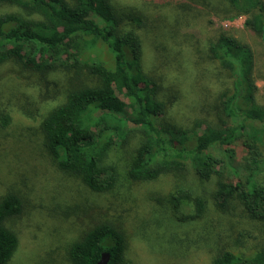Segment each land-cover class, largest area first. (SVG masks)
<instances>
[{"label":"trees","instance_id":"trees-1","mask_svg":"<svg viewBox=\"0 0 264 264\" xmlns=\"http://www.w3.org/2000/svg\"><path fill=\"white\" fill-rule=\"evenodd\" d=\"M249 15L245 26L264 32V0H223ZM19 9L0 14V66L15 62L42 73H71L64 101L42 120V143L57 168L77 178L95 194L112 193L121 175L111 152L137 145L129 156L123 179L133 185L162 175H181L190 168L198 180L214 181L212 198L222 211L240 207L264 222V106L256 103L251 48L221 31L209 43L212 60L226 71L232 89L218 97L220 124L197 120L190 129L162 122L167 103L161 86L140 70L143 49L136 29L144 17L120 13L112 0H0ZM130 26V27H128ZM1 125L9 122L2 116ZM230 122V123H229ZM172 204L193 206L179 220L204 215L205 200L189 186L178 188ZM23 201L8 192L0 198V264H7L18 238L6 226L22 213ZM128 238L111 220H96L70 243V264H97L109 252V264L123 261ZM212 264H264V246L253 256L223 251Z\"/></svg>","mask_w":264,"mask_h":264},{"label":"rangeland","instance_id":"rangeland-1","mask_svg":"<svg viewBox=\"0 0 264 264\" xmlns=\"http://www.w3.org/2000/svg\"><path fill=\"white\" fill-rule=\"evenodd\" d=\"M112 3L120 13L132 10L144 17L143 27L136 29L143 49L140 70L161 86L158 96L167 103L164 124L185 129L197 120L220 124L218 97L232 89V80L210 58L208 46L221 31L251 48L255 99L264 106V32L258 35L245 26L249 15L223 0ZM18 10L0 4V14ZM70 74L61 69L37 73L15 62L0 66V120L9 117L6 126L0 121V198L12 192L23 201L21 215L6 222L18 238L7 264H70V243L96 220L114 221L125 232L128 245L119 264H212L223 251L251 257L264 246V222L240 207L218 209L212 198L214 181L198 180L190 168L139 185L123 179L135 137L111 152L121 175L112 193H92L60 171L42 143L40 125L64 101ZM262 151L264 156V147ZM182 186L205 200L201 219L179 220L194 210L185 203L172 204Z\"/></svg>","mask_w":264,"mask_h":264},{"label":"water","instance_id":"water-1","mask_svg":"<svg viewBox=\"0 0 264 264\" xmlns=\"http://www.w3.org/2000/svg\"><path fill=\"white\" fill-rule=\"evenodd\" d=\"M110 259H111V255L109 252H102L100 254V259L97 262V264H109Z\"/></svg>","mask_w":264,"mask_h":264}]
</instances>
